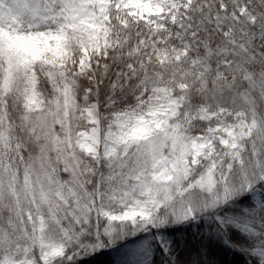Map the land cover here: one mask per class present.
Returning <instances> with one entry per match:
<instances>
[{
	"label": "snow or ice",
	"instance_id": "1",
	"mask_svg": "<svg viewBox=\"0 0 264 264\" xmlns=\"http://www.w3.org/2000/svg\"><path fill=\"white\" fill-rule=\"evenodd\" d=\"M264 264V0H0V264Z\"/></svg>",
	"mask_w": 264,
	"mask_h": 264
},
{
	"label": "trees",
	"instance_id": "2",
	"mask_svg": "<svg viewBox=\"0 0 264 264\" xmlns=\"http://www.w3.org/2000/svg\"><path fill=\"white\" fill-rule=\"evenodd\" d=\"M94 264H111V257L107 254L100 255L96 258Z\"/></svg>",
	"mask_w": 264,
	"mask_h": 264
}]
</instances>
